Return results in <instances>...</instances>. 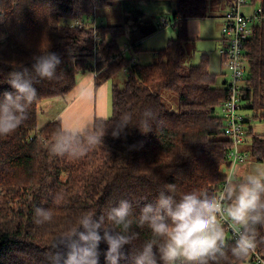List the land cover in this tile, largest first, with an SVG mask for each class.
Listing matches in <instances>:
<instances>
[{"label":"trees","instance_id":"obj_1","mask_svg":"<svg viewBox=\"0 0 264 264\" xmlns=\"http://www.w3.org/2000/svg\"><path fill=\"white\" fill-rule=\"evenodd\" d=\"M158 1L174 3L176 34L156 52L154 62L138 64L121 46L123 27L91 26L95 11L108 7L111 0H0V98L15 91L7 83L9 73L20 66L30 69L34 56L50 52L62 60L59 79L35 85L38 99L29 107L28 119L13 134L0 136V264H48L44 254L58 237L78 227L82 215L106 214L120 200L131 203L133 228L139 234L125 246L129 259L120 261L131 264L130 257L154 239L151 230L137 226L135 220L165 184L175 185L177 199L191 191L218 196L232 148L220 111L227 99L226 81L216 86L219 74L209 71L208 56L193 65L184 48L191 40L188 22L207 17L210 0ZM231 1L226 0L228 5ZM252 4L264 11V0ZM75 21L86 26L76 27ZM244 58L243 115L264 124V22L254 27ZM87 72H96L97 82L123 72L126 78L112 89L111 117L94 122L99 134L105 132L99 145L111 152L92 151L81 163L79 157L51 154L49 146L63 131L62 125L57 120L39 127L38 110L45 100L67 96L77 76ZM170 95L176 96L175 108L173 100L165 99ZM148 108L160 121L152 131L129 126L126 137H112L111 126L121 115L130 113L135 125ZM246 134L251 158L264 163V134L251 130ZM115 139L117 144L111 147ZM36 207L49 209L52 221L36 224ZM257 231L261 242L256 252L264 256V226ZM107 247L101 241L98 264H106ZM59 250L67 252L63 245ZM249 256L237 259L229 252L219 264H246Z\"/></svg>","mask_w":264,"mask_h":264},{"label":"clouds","instance_id":"obj_2","mask_svg":"<svg viewBox=\"0 0 264 264\" xmlns=\"http://www.w3.org/2000/svg\"><path fill=\"white\" fill-rule=\"evenodd\" d=\"M31 68L20 66L9 73L7 83L14 92H4L0 98V136L13 134L29 117V107L38 99L35 85L43 80H57L62 60L56 53L34 56ZM151 108L146 109L138 124L125 113L111 126L113 138L126 137L129 126L143 133L159 124ZM92 122L67 127L49 146L52 155L82 157L90 147L102 142ZM239 170L225 179L220 194L191 191L179 199L175 185L165 184L155 202L145 203L135 223L151 230L154 239L130 257L131 264H219L229 252L237 259L247 258L261 242L258 226H264V171L244 174ZM239 226L234 240L229 243L222 217ZM133 209L128 200H120L106 214H84L79 225L68 235L58 237L44 254L48 264H98L99 244L105 242L106 264H120L128 260L125 246L138 238L134 230ZM52 212L44 207L34 210V222H51ZM107 223L114 227L106 226ZM64 246L67 252L60 251Z\"/></svg>","mask_w":264,"mask_h":264},{"label":"crops","instance_id":"obj_3","mask_svg":"<svg viewBox=\"0 0 264 264\" xmlns=\"http://www.w3.org/2000/svg\"><path fill=\"white\" fill-rule=\"evenodd\" d=\"M218 1L220 6L223 8L222 13H219L215 9V12L211 16L194 19L188 22V34L190 39L195 41L214 40L218 43L219 47L222 46L220 30L218 31L219 34L217 36H215L212 31H208V29H212L214 26H217L216 23L214 24L211 21H218L221 24L220 17L224 14L228 6L226 0ZM140 2L142 3V6L139 10H134L135 7L130 6L123 7L122 11L126 22H124V25H117L123 27L125 31L123 37L120 39L123 44L121 46L125 47H123L125 49V54L129 57H133L135 62H137L135 60L136 56H134L133 53H135V55L139 54L140 58H142L146 55L142 53L143 51H147V53L150 51L156 59V52L159 49L164 48L167 42L171 38L175 37L176 34L175 26L173 24V13L175 10L173 2H163L158 0H141ZM140 2H136V4ZM110 6L111 4L107 8ZM210 7H212V3H210ZM95 18L97 19V16ZM207 20L210 21L209 24H207ZM105 21L106 20L104 19L99 21L97 20V22L104 24ZM170 31H173V35H171L172 32L171 34L169 33ZM190 58H192V56H190L189 59ZM219 58L221 62L220 55ZM95 77V72H87L78 75L75 88L67 96H64V99L60 97L43 101L39 106L38 121L42 117L44 123L43 125L38 124L39 127H42L49 122L58 120L61 122L62 130H64L67 127L78 126L85 122L94 123L97 120L110 118L112 115V89L116 83L112 80L114 78L102 81L100 79V81L97 82L99 79H97L98 77ZM108 95L109 100L111 97V108L108 105ZM56 99L62 100L58 103L55 102ZM52 107L56 108L52 109ZM246 129L248 132L251 130L255 133L252 125H250V121H247ZM262 134H264V132ZM244 142L245 137L239 148L242 152L247 153L245 150L246 143ZM250 163L252 162L247 163L244 161L243 163L238 164L235 167L234 172L239 170V175L235 176L234 179L241 178L244 174L251 173ZM256 163H258L259 166L262 164L257 161Z\"/></svg>","mask_w":264,"mask_h":264},{"label":"built area","instance_id":"obj_4","mask_svg":"<svg viewBox=\"0 0 264 264\" xmlns=\"http://www.w3.org/2000/svg\"><path fill=\"white\" fill-rule=\"evenodd\" d=\"M249 8H254L252 0H232L220 17L222 46L219 48V55L222 64L227 68L228 74V79L224 85L227 91V99L220 111L225 122L224 134L232 143V148L227 153L228 167H226V173L224 174L225 179L231 176L235 167L243 163L247 157V154L239 148L246 136V122L248 121L242 110V98L245 90H247L244 47L252 36L254 27L264 22L262 7L257 6L252 11ZM74 25L79 28L86 26L82 21H75ZM91 26L96 28L95 19ZM98 40L99 34L96 33L95 42L97 45L99 44ZM224 182L225 180L218 195L223 189ZM221 219L228 239L233 241L234 234L239 230V226L232 224L227 216ZM247 261L246 264H264V256L255 251Z\"/></svg>","mask_w":264,"mask_h":264},{"label":"rangeland","instance_id":"obj_5","mask_svg":"<svg viewBox=\"0 0 264 264\" xmlns=\"http://www.w3.org/2000/svg\"><path fill=\"white\" fill-rule=\"evenodd\" d=\"M140 1L141 0H134V1L133 0H111L112 3H111V6L109 8L102 7V8H99L97 11H95L94 15H95V17L97 16V19L95 18L96 19L95 22L99 23V22H97V20L99 21L101 19H104V20H106L105 24H112V25L121 24V25H124V22H126V20L124 19V14L122 11L123 7L130 6V7H135L134 10H137V9L139 10L140 7L142 6V3ZM136 2H140V3L136 4ZM209 3H212V7L209 6L210 9H209L208 16H211L215 12V9L219 13H222L223 8L220 6V3L218 0H213V1L210 0ZM256 7L254 6V8H249V9H250V11H252L253 9H256ZM206 22H207V24L210 23L209 20H207ZM211 22L214 24L216 23L217 26L216 27L214 26L212 29H208V31H212L213 34L215 36H217L219 34L218 31L220 30L221 24L218 21H216V22L211 21ZM171 32H172V34H171ZM169 33L171 35H173V31H170ZM201 39H203V38H201ZM121 45H123L122 42H121ZM144 47H146V46H144ZM184 48H185V55H186L188 62L191 63V61H192L191 64H193V65H197L198 63H200L203 55L208 56V58H209V66H208L209 71L214 73V74H219L218 78H217L216 86H220V87L223 86L224 81H226L228 79V74H227L226 66L223 65L222 62H220V58H219V54H218V50L220 47L218 46V43L216 41H214V40H212V41L196 40L195 41V40L191 39L190 41H187L184 44ZM148 52L149 53H147V51H143L142 53L146 54V55H145V57L143 56L142 58H140L139 54L135 55V53H133V55L136 56V58H135V60L137 61L136 63L148 64V63L154 62L155 58H154L153 53H151L150 51H148ZM190 56H192V58L189 59ZM144 58H145V60H144ZM125 78H126L125 73H119L112 80L114 83H116L118 85H122ZM64 98L65 97H62V99H64ZM62 99H56L55 102L60 103ZM165 99L167 101H168V99L173 100L174 102L171 101V104L174 105V106H172V108H175L176 103H177L176 102V100H177L176 96H174V95L166 96ZM108 105L111 108V97L109 100V95H108ZM55 108L56 107H52V109H55ZM43 123H44V120L41 117L38 121V124L43 125ZM250 125H252V128L255 130L256 134H262L264 132V125L262 124V122H260L258 120H255V121L251 120ZM73 127H75V126H73ZM111 143H112L111 147H114L117 144V140L115 139L114 142H111ZM244 143H246L245 150L247 152L246 153L247 157L245 159V162H247V163L252 162V163H250V167H251L250 172L256 173L259 171H264V163H262L259 166L258 163H256V161L254 159H252L249 155L250 144H251L249 135L245 136V142ZM107 148H108V146H106V145L100 146L99 144L92 146L88 149V151L82 157H79L80 158L79 161L81 163H84V157L85 156L89 157L91 155L92 151L94 152V151H97L98 149H101L104 152H106V151L111 152V150H109ZM59 158H63V157H59ZM225 173H226V170H224V174ZM238 179H240V178H237V180ZM65 202H66V200H65Z\"/></svg>","mask_w":264,"mask_h":264}]
</instances>
